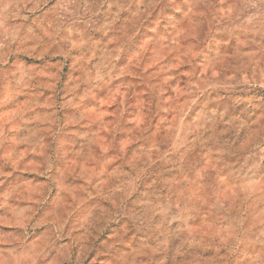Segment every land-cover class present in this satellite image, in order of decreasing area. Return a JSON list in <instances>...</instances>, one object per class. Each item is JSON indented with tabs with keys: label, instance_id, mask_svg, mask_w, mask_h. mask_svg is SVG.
<instances>
[{
	"label": "clouds",
	"instance_id": "clouds-1",
	"mask_svg": "<svg viewBox=\"0 0 264 264\" xmlns=\"http://www.w3.org/2000/svg\"><path fill=\"white\" fill-rule=\"evenodd\" d=\"M0 264H264V0H0Z\"/></svg>",
	"mask_w": 264,
	"mask_h": 264
}]
</instances>
